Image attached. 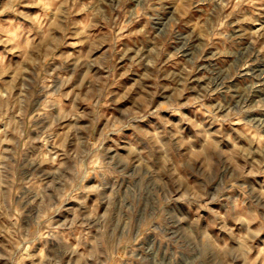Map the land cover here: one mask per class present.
<instances>
[{"label":"rangeland","instance_id":"rangeland-1","mask_svg":"<svg viewBox=\"0 0 264 264\" xmlns=\"http://www.w3.org/2000/svg\"><path fill=\"white\" fill-rule=\"evenodd\" d=\"M0 264H264V0H0Z\"/></svg>","mask_w":264,"mask_h":264}]
</instances>
